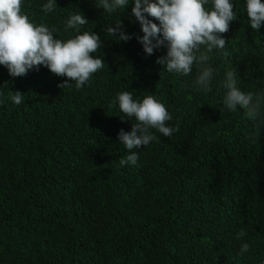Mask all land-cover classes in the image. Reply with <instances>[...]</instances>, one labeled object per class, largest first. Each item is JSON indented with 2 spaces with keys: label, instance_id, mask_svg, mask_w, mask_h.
Listing matches in <instances>:
<instances>
[{
  "label": "trees",
  "instance_id": "obj_1",
  "mask_svg": "<svg viewBox=\"0 0 264 264\" xmlns=\"http://www.w3.org/2000/svg\"><path fill=\"white\" fill-rule=\"evenodd\" d=\"M97 2L56 0L45 14L47 0H22L58 39L76 34L65 21L80 12L81 32L100 37L95 55L105 67L77 90L57 87L67 77L43 65L18 77L0 65V264H262L264 106L252 140L254 122L239 106L224 109L220 83L233 70L241 90L264 93V22L254 31L245 0H232L228 63L210 54L216 72L202 93L195 66L189 76L168 73L155 62L166 48L144 52L133 0L112 14ZM119 21L127 41L106 34ZM10 91L24 102L14 104ZM119 91L155 95L179 127L171 138L151 129L159 142L135 149V166L119 164L130 150L117 134L135 122L109 108ZM241 228L247 235L236 240ZM242 242L250 245L243 256Z\"/></svg>",
  "mask_w": 264,
  "mask_h": 264
},
{
  "label": "clouds",
  "instance_id": "obj_2",
  "mask_svg": "<svg viewBox=\"0 0 264 264\" xmlns=\"http://www.w3.org/2000/svg\"><path fill=\"white\" fill-rule=\"evenodd\" d=\"M128 3L129 0H98L96 6L112 14L123 10ZM209 4L211 7H206ZM56 7V0H47L42 11L47 14ZM244 10L251 28L257 31L264 22V3L245 0ZM131 12L143 33L136 39L147 55H152L155 49L166 48V54L157 57V64L168 73L181 76L191 75L195 66L194 88L202 93L212 91L216 69L210 63V54L219 50L220 58L228 63V41L223 34L228 32L230 22L236 19L232 0H133ZM87 23L80 12L71 13L65 21V32L71 29L76 34L58 39L53 35L56 29L31 21L29 15L22 11V0H0V65L5 66L13 77L26 75L29 70H38L43 65L54 75L67 77L57 87L71 88L74 82L75 88L80 90L90 85L91 77L105 67L103 59L95 55L102 46L99 35L92 31L81 32V27ZM117 33L120 40L131 38L120 21L115 27L106 26V34L116 36ZM220 87L226 90L222 101L224 109L235 112L239 106L243 109V117L254 122L256 131L251 139L255 140L264 93L241 90L237 84V73L233 70L225 72ZM9 98L16 105L24 102V94L19 91H10ZM116 106L123 114L121 119L135 120L130 131L120 129L117 134L120 143L130 150L120 159L121 167L137 164L139 156L135 149L153 141L159 142L151 129L169 138L179 131L178 126H170L173 116L155 95L136 99L132 91H119L109 103V108ZM246 235V230L241 228L235 239L242 240ZM249 250V243L242 242L238 254L243 256Z\"/></svg>",
  "mask_w": 264,
  "mask_h": 264
}]
</instances>
